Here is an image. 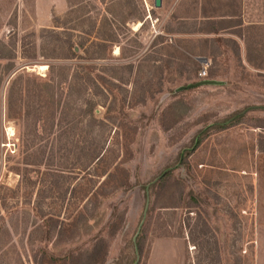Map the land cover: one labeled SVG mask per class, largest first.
Listing matches in <instances>:
<instances>
[{"label":"rangeland","instance_id":"374dc122","mask_svg":"<svg viewBox=\"0 0 264 264\" xmlns=\"http://www.w3.org/2000/svg\"><path fill=\"white\" fill-rule=\"evenodd\" d=\"M0 55V264H264V0H0Z\"/></svg>","mask_w":264,"mask_h":264},{"label":"trees","instance_id":"16d2710c","mask_svg":"<svg viewBox=\"0 0 264 264\" xmlns=\"http://www.w3.org/2000/svg\"><path fill=\"white\" fill-rule=\"evenodd\" d=\"M206 17H208V16H206ZM207 21H209V20H207ZM213 25L214 24H212V25L210 24L209 25V30H208L209 33H214L216 31V28ZM60 47H61L62 51L64 50L65 54H61V55H63L62 57H59V56L58 57H53L54 59H67V60L68 59H79V60H83V61H92V60L103 59L105 54H106V52L109 53V50L106 51L107 44L104 41H91L89 43H86L85 41H80L77 44L78 50L75 51L73 43L68 38V39H66L64 41V43ZM110 52H111V50H110ZM3 59H9V57L8 56H4V55H0V60H3ZM252 60L253 59L250 58V57L247 59V61L250 64H252ZM252 65L255 66V67H260V66L254 65V64H252ZM87 67L91 68L93 66H88L87 65ZM7 68H8V70L10 69L9 67H7ZM52 68H53V66L49 65V73L51 72ZM58 68L60 69V67H58ZM62 69H63V67H62ZM54 76L55 75L52 73L51 75H49L46 78V80L41 82L42 85H40L43 88V90H47V93L50 96L49 103H51L52 100H53V88L55 86H58V84L61 85V82H58V80H55ZM97 76L99 77V75H97ZM17 78H18V76H17ZM17 78L12 80L11 86L9 87V91H8V94H7V115H8V117H10V111H12V109H13V106H12V104H13L12 103L13 86L17 82ZM19 78H20V76H19ZM66 79H67V77H66ZM89 80L92 82V84L94 85L96 90L99 89L98 84H96L94 80H92L91 78H89ZM68 85H69L68 86L69 88L72 86V84H70V83H68ZM84 85L88 86V84L86 82H85ZM98 105H99L98 100L87 99L85 101V112L88 113L91 118H93V112H94L95 108ZM247 109H250V106L240 110L239 112H236L235 114L233 113L232 115H230L225 120H222L220 123L217 124L218 127H220L221 129H225L229 125V123L232 122L233 119H238L239 116L243 115V113ZM93 121H95V120H93ZM199 143H200V135L198 134V135H196L194 137L190 150H194L198 146ZM188 155H189L188 152H186V155H183L182 153L179 154L178 155V160L176 162L177 163L176 165H178V166L179 165H183L186 162V160L188 158ZM176 165H175V167H176ZM170 170L171 169L165 170L161 174V176H160L161 178L160 179L162 180L168 173H170ZM123 181H124V186H128L127 180L124 179ZM36 231H37V229H36V227H34L31 230V232H30L31 235L36 234L37 233ZM53 231L54 230L40 231L36 238H38L40 240L48 239V238L51 237V235H53ZM140 247H141L140 243L137 242L135 244V249L139 253L141 251Z\"/></svg>","mask_w":264,"mask_h":264},{"label":"crops","instance_id":"0c3cea01","mask_svg":"<svg viewBox=\"0 0 264 264\" xmlns=\"http://www.w3.org/2000/svg\"><path fill=\"white\" fill-rule=\"evenodd\" d=\"M241 53H242V57L244 58V53H243V48L241 49ZM204 61L205 62H207V59H204ZM212 81H214V84H220V82L219 81H216V80H212ZM213 85V84H212ZM151 253H152V251H150V253H149V257H148V262H147V264H153V263H150V257H151ZM182 257V256H181ZM177 258L176 259V261L174 262V263H172V264H180L181 262H182V258ZM154 264H162V263H154ZM164 264V263H163Z\"/></svg>","mask_w":264,"mask_h":264},{"label":"water","instance_id":"95a60500","mask_svg":"<svg viewBox=\"0 0 264 264\" xmlns=\"http://www.w3.org/2000/svg\"><path fill=\"white\" fill-rule=\"evenodd\" d=\"M162 0H153V6L155 8H159L161 6ZM200 84H214V81L212 80H203L200 82Z\"/></svg>","mask_w":264,"mask_h":264},{"label":"built area","instance_id":"2783aa9c","mask_svg":"<svg viewBox=\"0 0 264 264\" xmlns=\"http://www.w3.org/2000/svg\"><path fill=\"white\" fill-rule=\"evenodd\" d=\"M199 76L202 77V78L206 77L205 67H203L202 70L199 72Z\"/></svg>","mask_w":264,"mask_h":264}]
</instances>
